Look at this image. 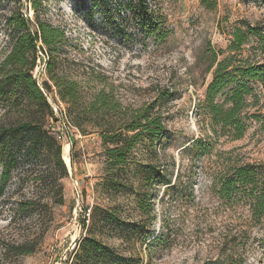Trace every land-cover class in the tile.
<instances>
[{"label": "rangeland", "instance_id": "obj_1", "mask_svg": "<svg viewBox=\"0 0 264 264\" xmlns=\"http://www.w3.org/2000/svg\"><path fill=\"white\" fill-rule=\"evenodd\" d=\"M41 1L42 16L67 35L56 53L57 71L78 80L87 100L105 89L124 110L153 104L152 114L167 127L157 159L144 144L134 157L136 167L155 159L162 168V180L152 189L156 214L148 217L133 197L122 195L121 228L109 226L96 235L143 264H264V215H255L250 200L221 198L215 188L234 164H264V130L254 120L240 139L216 135L201 108L215 56L264 57L253 36L240 51H229L237 27H264V0ZM142 2L147 6L141 7ZM17 7L35 19L30 0H0V61L10 49L7 17ZM48 60L33 75L54 110L49 125L61 137L68 175L57 185L50 179L43 186L30 176L19 189V172L33 163L19 155V166L0 194V264H67L87 233L85 217L96 205H107L96 188L104 174L101 139L65 121L67 105L49 77ZM16 118L0 98V122L8 125ZM200 138L202 148L192 147ZM35 195L37 204L18 209L20 200Z\"/></svg>", "mask_w": 264, "mask_h": 264}, {"label": "trees", "instance_id": "obj_2", "mask_svg": "<svg viewBox=\"0 0 264 264\" xmlns=\"http://www.w3.org/2000/svg\"><path fill=\"white\" fill-rule=\"evenodd\" d=\"M30 2L35 10L34 20L19 7L8 15L10 49L0 61V98L7 107V113L17 114L16 120L8 125L0 122V155L3 157L0 194L4 192L12 171L19 166V155L33 160L29 167L19 172V189L30 176L31 180L43 186L50 179L57 185L68 175V167L62 157L61 137L49 125V120L55 116L54 110L33 75L38 60L37 42L41 40L50 58L47 62L49 77L59 98L67 105L65 121L83 135L97 134L103 146L104 174L96 188L106 197L107 205H96L90 217H85L82 226L87 228V233L76 243L72 257L66 263L143 264L141 258L120 255L116 247L96 235V231L104 234L109 226L121 228L119 225L123 221L119 218L118 209L121 196L125 194L133 197L136 206L148 217L156 214L152 189L156 182L162 180V168L155 159L136 167L134 157L135 151L144 144L150 157L157 159V148L163 147L166 124L159 115L152 114L153 104L124 110L114 95L105 89L87 100L78 80L57 71L60 55L56 53L67 38L65 31L42 16L41 0ZM144 6L147 4L142 2L141 7ZM250 36L258 39L264 52V27L250 23L234 30L229 51H240ZM214 65L213 77L201 104L204 120L206 122L207 118L206 123L212 132L240 139L254 120L264 130V57L242 60L233 54L218 60L215 56L212 67ZM45 86L52 90L53 85L49 81ZM203 140L196 139L192 147L202 148ZM71 160L74 163L73 157ZM126 171L128 176H124ZM215 188L221 198L231 200L241 196L250 200L255 215L258 218L264 215V164H234L215 182ZM36 196L20 200L18 209L37 204ZM135 229H132L133 233L138 232ZM163 235L164 231L159 232L156 238ZM153 242L150 241L147 248ZM22 250L24 253L32 252L30 249Z\"/></svg>", "mask_w": 264, "mask_h": 264}, {"label": "built area", "instance_id": "obj_3", "mask_svg": "<svg viewBox=\"0 0 264 264\" xmlns=\"http://www.w3.org/2000/svg\"><path fill=\"white\" fill-rule=\"evenodd\" d=\"M37 50H38V60H37V65L35 67L34 70L37 69V71L35 72H39V68H43L47 59L49 58L48 54H47V51H46V48L45 46L43 45L42 41L39 40L37 42ZM36 74V73H35Z\"/></svg>", "mask_w": 264, "mask_h": 264}, {"label": "bare ground", "instance_id": "obj_4", "mask_svg": "<svg viewBox=\"0 0 264 264\" xmlns=\"http://www.w3.org/2000/svg\"><path fill=\"white\" fill-rule=\"evenodd\" d=\"M64 152H65V151H64ZM65 159H66V160H69V156H65Z\"/></svg>", "mask_w": 264, "mask_h": 264}]
</instances>
